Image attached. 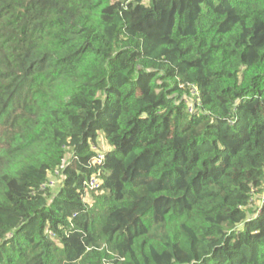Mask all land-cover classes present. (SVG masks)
Returning a JSON list of instances; mask_svg holds the SVG:
<instances>
[{"label": "trees", "instance_id": "obj_1", "mask_svg": "<svg viewBox=\"0 0 264 264\" xmlns=\"http://www.w3.org/2000/svg\"><path fill=\"white\" fill-rule=\"evenodd\" d=\"M0 264H264V0H0Z\"/></svg>", "mask_w": 264, "mask_h": 264}, {"label": "built area", "instance_id": "obj_2", "mask_svg": "<svg viewBox=\"0 0 264 264\" xmlns=\"http://www.w3.org/2000/svg\"><path fill=\"white\" fill-rule=\"evenodd\" d=\"M193 95L198 96L196 91H193ZM197 99L199 100V98ZM189 111L192 112L191 107L189 108ZM104 157H105L104 152L96 149L95 154L92 156L90 160V163H89L90 167L91 168L100 167L104 162ZM50 183H51V180L48 182V186L50 185ZM99 186H100V182L96 174L93 175L86 183V187L88 191H97L99 189Z\"/></svg>", "mask_w": 264, "mask_h": 264}, {"label": "rangeland", "instance_id": "obj_3", "mask_svg": "<svg viewBox=\"0 0 264 264\" xmlns=\"http://www.w3.org/2000/svg\"><path fill=\"white\" fill-rule=\"evenodd\" d=\"M55 192V190H53Z\"/></svg>", "mask_w": 264, "mask_h": 264}]
</instances>
